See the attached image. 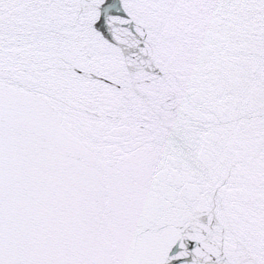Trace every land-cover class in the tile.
<instances>
[{
  "label": "snow or ice",
  "instance_id": "snow-or-ice-1",
  "mask_svg": "<svg viewBox=\"0 0 264 264\" xmlns=\"http://www.w3.org/2000/svg\"><path fill=\"white\" fill-rule=\"evenodd\" d=\"M0 264H264V0H0Z\"/></svg>",
  "mask_w": 264,
  "mask_h": 264
}]
</instances>
